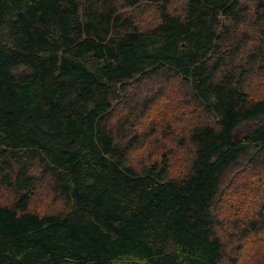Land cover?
I'll return each mask as SVG.
<instances>
[{
	"label": "trees",
	"instance_id": "1",
	"mask_svg": "<svg viewBox=\"0 0 264 264\" xmlns=\"http://www.w3.org/2000/svg\"><path fill=\"white\" fill-rule=\"evenodd\" d=\"M0 264H264V0H0Z\"/></svg>",
	"mask_w": 264,
	"mask_h": 264
},
{
	"label": "rangeland",
	"instance_id": "2",
	"mask_svg": "<svg viewBox=\"0 0 264 264\" xmlns=\"http://www.w3.org/2000/svg\"><path fill=\"white\" fill-rule=\"evenodd\" d=\"M152 15L147 14L144 17V21L148 22L151 19ZM22 71V70H21ZM167 94L170 93L166 100L164 99L162 102L157 100L155 103L152 101V107L147 108L142 112V117L139 120L133 121V135H137L139 137L140 144L133 149L130 154V161L135 164H141L143 162V158H146L148 155L146 154L147 151L150 149L146 148V145L151 141L155 140L158 142H164L166 144L171 143V135L178 134L180 135L184 132L191 124L192 121L185 116L184 112V104L180 100L182 95L174 94L172 89H168L166 87ZM177 97V98H175ZM167 100H172L167 102ZM167 103V104H166ZM136 120V119H135ZM249 123L242 124L238 130L237 134L241 135L247 127H249ZM143 141V144H141ZM145 145V146H144ZM153 153V152H152ZM155 153V152H154ZM151 154V153H150ZM183 158V157H182ZM185 161H174L172 171H176L178 164H184ZM232 191V187L230 190H227L226 193L221 195V199L227 200V194ZM219 200V202H220ZM224 203V202H223ZM44 205H41L40 208H43ZM218 214L222 218H225L227 215L225 214V210L229 213L230 207L224 204H218L217 206ZM220 232L224 235V232L220 230ZM232 248H236V244L231 246ZM230 247V249H231ZM241 249V248H240ZM244 249V245H242V250ZM236 250V249H235ZM245 262V261H242Z\"/></svg>",
	"mask_w": 264,
	"mask_h": 264
}]
</instances>
